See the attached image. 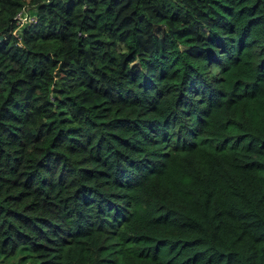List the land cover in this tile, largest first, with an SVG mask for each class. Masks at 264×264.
<instances>
[{
	"label": "trees",
	"instance_id": "16d2710c",
	"mask_svg": "<svg viewBox=\"0 0 264 264\" xmlns=\"http://www.w3.org/2000/svg\"><path fill=\"white\" fill-rule=\"evenodd\" d=\"M17 254L264 264V0H0V264Z\"/></svg>",
	"mask_w": 264,
	"mask_h": 264
},
{
	"label": "built area",
	"instance_id": "2783aa9c",
	"mask_svg": "<svg viewBox=\"0 0 264 264\" xmlns=\"http://www.w3.org/2000/svg\"><path fill=\"white\" fill-rule=\"evenodd\" d=\"M14 24L16 26L15 32H18L26 23L35 21V14L32 13L27 7H21L14 15Z\"/></svg>",
	"mask_w": 264,
	"mask_h": 264
},
{
	"label": "rangeland",
	"instance_id": "374dc122",
	"mask_svg": "<svg viewBox=\"0 0 264 264\" xmlns=\"http://www.w3.org/2000/svg\"><path fill=\"white\" fill-rule=\"evenodd\" d=\"M20 257H21V254H17L15 256V258H14L15 263L14 264H31V262L29 260H26V261H24L22 263H17V260H19ZM2 264H8V262H3Z\"/></svg>",
	"mask_w": 264,
	"mask_h": 264
}]
</instances>
